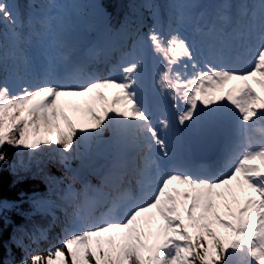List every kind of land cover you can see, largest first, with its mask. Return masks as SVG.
Segmentation results:
<instances>
[{"label":"snow or ice","instance_id":"6c2138e0","mask_svg":"<svg viewBox=\"0 0 264 264\" xmlns=\"http://www.w3.org/2000/svg\"><path fill=\"white\" fill-rule=\"evenodd\" d=\"M262 92L264 0H0V264H264Z\"/></svg>","mask_w":264,"mask_h":264},{"label":"trees","instance_id":"16d2710c","mask_svg":"<svg viewBox=\"0 0 264 264\" xmlns=\"http://www.w3.org/2000/svg\"><path fill=\"white\" fill-rule=\"evenodd\" d=\"M106 3L115 4L117 0H105ZM7 147V146H6ZM7 162H0V199L14 200L18 197L19 192H31L33 189L37 191H44V185L40 181L36 180H26L23 183L16 184L14 183V177L11 171V165L14 163L16 152L13 148H7ZM27 207V206H25ZM11 218L12 224L5 225L2 220H0V228L5 230V236L10 235L12 232V227L25 223L24 218L15 212L8 214ZM59 230L55 229L50 234H58ZM49 234V236H50ZM48 243V244H47ZM57 235L53 237L50 241L44 240L35 245H33L29 251L31 254L43 255L44 250L47 249L50 245L57 244ZM16 254L19 257L22 255L19 249H16Z\"/></svg>","mask_w":264,"mask_h":264},{"label":"rangeland","instance_id":"374dc122","mask_svg":"<svg viewBox=\"0 0 264 264\" xmlns=\"http://www.w3.org/2000/svg\"><path fill=\"white\" fill-rule=\"evenodd\" d=\"M254 87L257 89V91H262L259 85L255 84ZM262 94H264V92H262ZM70 115H72V113H70ZM73 118L75 119L76 117L74 116Z\"/></svg>","mask_w":264,"mask_h":264}]
</instances>
